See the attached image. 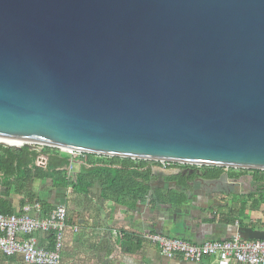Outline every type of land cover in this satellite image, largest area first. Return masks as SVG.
I'll return each instance as SVG.
<instances>
[{
    "label": "water",
    "instance_id": "water-1",
    "mask_svg": "<svg viewBox=\"0 0 264 264\" xmlns=\"http://www.w3.org/2000/svg\"><path fill=\"white\" fill-rule=\"evenodd\" d=\"M0 145L264 171V0H0Z\"/></svg>",
    "mask_w": 264,
    "mask_h": 264
},
{
    "label": "crops",
    "instance_id": "crops-1",
    "mask_svg": "<svg viewBox=\"0 0 264 264\" xmlns=\"http://www.w3.org/2000/svg\"><path fill=\"white\" fill-rule=\"evenodd\" d=\"M82 157L73 160L70 172L66 169L67 177L75 178ZM149 167L154 179L149 183L150 198L144 202L104 199L99 183L90 193L81 194L71 187L57 188L35 181L25 194L0 187L1 210L7 215L18 214L30 196L41 202L45 213L65 206L61 264H192L181 257H162L142 236L158 234L199 246L236 236L255 241L249 239L248 229L264 234V175L255 179L248 170L225 169L220 178H212L215 170L197 167L200 170L193 169L192 175L182 174L188 177L171 180L190 167L163 170L158 163ZM37 240L39 247L52 249V239L46 235H37ZM216 263V258L210 257L203 264ZM0 264L25 263L20 256L0 254Z\"/></svg>",
    "mask_w": 264,
    "mask_h": 264
},
{
    "label": "built area",
    "instance_id": "built-area-1",
    "mask_svg": "<svg viewBox=\"0 0 264 264\" xmlns=\"http://www.w3.org/2000/svg\"><path fill=\"white\" fill-rule=\"evenodd\" d=\"M39 150H44L40 149ZM49 154H62L73 160L84 154L48 150ZM45 155L38 158L42 166ZM47 162V161H46ZM163 170L183 165L158 163ZM67 209L58 206L50 213L43 211L38 201L26 204L18 214L3 215L0 213V254L5 257L20 256L25 264H61L64 248ZM43 234L52 239V249L38 246L37 235ZM143 240L157 247L160 255L167 259L183 258L192 264H203L210 257H215L216 264H264V240H243L236 236L232 240L206 242L193 245L180 239H170L158 234H145Z\"/></svg>",
    "mask_w": 264,
    "mask_h": 264
},
{
    "label": "trees",
    "instance_id": "trees-1",
    "mask_svg": "<svg viewBox=\"0 0 264 264\" xmlns=\"http://www.w3.org/2000/svg\"><path fill=\"white\" fill-rule=\"evenodd\" d=\"M39 155L48 156L45 168L35 166ZM81 161L79 171L72 179L67 177L66 169L71 165V159L67 155L49 154L47 149L37 152L25 146L15 149L0 145V187L25 194L30 190L33 182L42 181L50 183L52 187H71L75 192L88 194L99 183L102 188V196L107 200H116L120 203H139L150 198L149 183L154 179V176L151 174L149 164L156 162L91 154H84ZM190 168L195 171L200 170L197 167ZM201 169L215 170L216 173L211 176L212 178H220L225 171V168L216 167H201ZM229 170L233 171V169ZM248 171L254 175L255 179L259 175H264V172L261 171ZM186 177H183L181 173L172 177L171 180ZM27 199L24 205L34 201L31 196ZM1 205L3 206V203H0V213L7 215L1 210Z\"/></svg>",
    "mask_w": 264,
    "mask_h": 264
},
{
    "label": "rangeland",
    "instance_id": "rangeland-1",
    "mask_svg": "<svg viewBox=\"0 0 264 264\" xmlns=\"http://www.w3.org/2000/svg\"><path fill=\"white\" fill-rule=\"evenodd\" d=\"M34 150L37 151V152L40 151L39 148H35ZM35 164H36V166H40V165H38L36 162H35ZM44 167H46V165H45Z\"/></svg>",
    "mask_w": 264,
    "mask_h": 264
},
{
    "label": "bare ground",
    "instance_id": "bare-ground-1",
    "mask_svg": "<svg viewBox=\"0 0 264 264\" xmlns=\"http://www.w3.org/2000/svg\"><path fill=\"white\" fill-rule=\"evenodd\" d=\"M8 144H10V145H17V144H11V143H8ZM17 146H20V145H17Z\"/></svg>",
    "mask_w": 264,
    "mask_h": 264
}]
</instances>
